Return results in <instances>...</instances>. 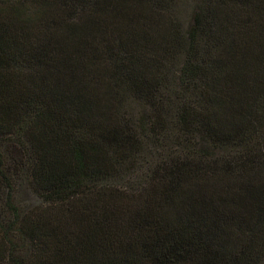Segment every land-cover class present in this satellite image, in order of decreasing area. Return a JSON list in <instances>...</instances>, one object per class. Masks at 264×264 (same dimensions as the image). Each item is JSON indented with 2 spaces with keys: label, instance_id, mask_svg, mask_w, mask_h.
<instances>
[{
  "label": "trees",
  "instance_id": "trees-1",
  "mask_svg": "<svg viewBox=\"0 0 264 264\" xmlns=\"http://www.w3.org/2000/svg\"><path fill=\"white\" fill-rule=\"evenodd\" d=\"M0 264H264V0H0Z\"/></svg>",
  "mask_w": 264,
  "mask_h": 264
}]
</instances>
